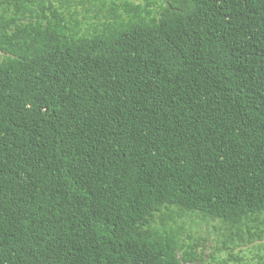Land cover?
Listing matches in <instances>:
<instances>
[{
  "label": "trees",
  "instance_id": "16d2710c",
  "mask_svg": "<svg viewBox=\"0 0 264 264\" xmlns=\"http://www.w3.org/2000/svg\"><path fill=\"white\" fill-rule=\"evenodd\" d=\"M257 241L264 0H0V264Z\"/></svg>",
  "mask_w": 264,
  "mask_h": 264
},
{
  "label": "rangeland",
  "instance_id": "374dc122",
  "mask_svg": "<svg viewBox=\"0 0 264 264\" xmlns=\"http://www.w3.org/2000/svg\"><path fill=\"white\" fill-rule=\"evenodd\" d=\"M86 25H84L85 27ZM210 230L211 226H209ZM208 227L206 224L201 225V231L207 230ZM259 241L255 242V244L249 243L248 245H243L241 246H236L233 250V256L232 258L229 257V255L223 253L222 258L224 259H231L227 264H259V256L261 255L259 253L258 245L261 243L262 245L264 244L263 242L258 243ZM254 245V246H252ZM211 248L207 249V252L210 253ZM264 253V251H262ZM211 264H217L216 262L210 261ZM208 264V263H207Z\"/></svg>",
  "mask_w": 264,
  "mask_h": 264
}]
</instances>
